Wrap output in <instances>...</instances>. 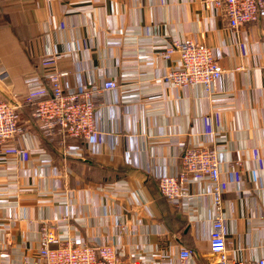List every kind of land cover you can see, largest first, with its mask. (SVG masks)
<instances>
[{
    "label": "crops",
    "instance_id": "1",
    "mask_svg": "<svg viewBox=\"0 0 264 264\" xmlns=\"http://www.w3.org/2000/svg\"><path fill=\"white\" fill-rule=\"evenodd\" d=\"M205 1L0 0V99L44 94L53 55L67 91L119 85L100 99V130L84 149L56 146L32 107L19 110L21 131L0 144V264H43L44 226L61 239L114 244L125 261L181 264L190 248L191 262L210 264L211 182L187 175L179 203L158 187V173H184L192 146L219 151L228 246L239 260L264 257V15L234 29ZM186 38L212 47L225 69L212 93L162 78L179 63L166 47ZM86 163L100 167L93 180ZM121 167L124 177L101 181Z\"/></svg>",
    "mask_w": 264,
    "mask_h": 264
},
{
    "label": "built area",
    "instance_id": "2",
    "mask_svg": "<svg viewBox=\"0 0 264 264\" xmlns=\"http://www.w3.org/2000/svg\"><path fill=\"white\" fill-rule=\"evenodd\" d=\"M205 3L222 8L234 29L257 22L264 15V0H206ZM173 54L178 55L179 63L167 70L162 78L176 87L201 86L209 94L215 90L225 73L214 49L204 43L189 38L174 40L166 47L165 57L170 58ZM58 57L53 55L44 59L49 65L43 75L47 90L40 97L29 94L14 99H0V144L21 131L18 112L24 105L33 108V117L46 136L66 132L83 138L88 146L96 140L100 130L97 106L106 91L119 85L116 80L107 79L101 84L67 91L62 72L50 64ZM221 163L215 146L187 147L182 154L184 173H158L159 189L170 203H179L186 194L184 181L187 175L206 177L212 184L211 193L216 210L209 237L210 264H264V257L254 261L237 259L227 244L221 214ZM38 254L43 264H142L139 259L125 261L114 244L95 246L85 241L61 239L46 226L41 229ZM179 257L181 264H196L191 262L194 251L190 248H182ZM26 260L25 257V263Z\"/></svg>",
    "mask_w": 264,
    "mask_h": 264
},
{
    "label": "trees",
    "instance_id": "3",
    "mask_svg": "<svg viewBox=\"0 0 264 264\" xmlns=\"http://www.w3.org/2000/svg\"><path fill=\"white\" fill-rule=\"evenodd\" d=\"M52 139L54 140L56 146H61V143H62L60 141L61 139H63V142L65 140V142H64L65 144L67 143L68 145H70V147H73L75 149H78V148L84 149L86 146V142L83 138L71 136L66 132H62L61 134H56V135L54 134V136H52ZM59 141L61 142L60 145H59ZM68 158L70 160H76V161H81V159L83 160L82 156L78 157V156H73L72 154H69ZM127 169H128L127 167H121V168L117 169L119 171V174L111 173L110 171L103 172L102 179H104V180H101V181L119 180L126 175ZM85 170H86L85 171V178L86 179H92V178L97 177L95 174L98 173V171L100 170V167L86 163V169ZM91 171H93V173ZM158 187H159V183H158ZM159 191H160V189H159ZM160 194L165 199L166 202H169L168 199L161 193V191H160Z\"/></svg>",
    "mask_w": 264,
    "mask_h": 264
}]
</instances>
